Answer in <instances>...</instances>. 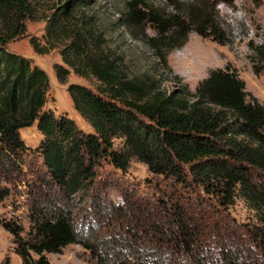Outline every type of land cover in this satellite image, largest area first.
<instances>
[{
    "label": "trees",
    "instance_id": "16d2710c",
    "mask_svg": "<svg viewBox=\"0 0 264 264\" xmlns=\"http://www.w3.org/2000/svg\"><path fill=\"white\" fill-rule=\"evenodd\" d=\"M61 2L48 19L51 36L66 31L67 22L90 0ZM234 2L192 0L149 11L136 10L131 3L126 24L149 22L156 32L150 41L168 65L170 50L186 44L192 32L228 44L213 5ZM13 5L26 8L23 0H0V6ZM15 37L0 35V201L10 196L11 178L23 173L30 152L43 162L44 171L36 172L37 187L50 191L31 207L28 227L18 216L0 215V226L13 236V250L22 264H51L48 253H61L75 243L74 211L63 200L95 186L103 162L126 170L132 160L165 176L185 195L174 198L171 193L154 204L139 201L129 207L116 202L115 213L129 217L113 238L124 247L116 254L123 258H112L114 244L94 239L89 247L95 264H218L205 251L204 236L211 222H217L215 214L238 199L253 212V219L242 232L239 252L227 250L222 257L228 264H264V103L247 90L235 67L228 63L211 69L194 90L179 78L178 87L167 90L149 75L129 77L94 33L72 30L63 58L78 75L98 83L96 88L77 82L68 86L74 108L92 127L85 132L68 114L46 106L49 75L31 58L9 49ZM31 43L43 52L36 39ZM249 48L254 74L264 76V39L250 41ZM55 70L64 82L68 70L61 64ZM34 124L43 137L33 147L21 130ZM193 189L198 201L188 197ZM238 255L241 262L233 258Z\"/></svg>",
    "mask_w": 264,
    "mask_h": 264
},
{
    "label": "rangeland",
    "instance_id": "374dc122",
    "mask_svg": "<svg viewBox=\"0 0 264 264\" xmlns=\"http://www.w3.org/2000/svg\"><path fill=\"white\" fill-rule=\"evenodd\" d=\"M23 1L26 4L23 9L18 5L0 6V35L17 34L9 42V49L31 58L49 75L50 87L46 106L56 114H68L85 132L93 131L92 127L74 108L68 86L77 82L96 88L98 83L94 77L86 79L78 75L63 58L62 50L70 41L68 35L72 30H80L88 35L94 33L102 49L117 58L129 77L149 75L156 78L162 88L167 90L178 87L179 79L194 90L211 69L225 67L229 63L245 80L247 90L264 103V76L254 74L248 57L251 52L249 42L259 43L264 39V0H235L232 5L215 3L213 8L220 15L229 43L222 45L212 38H203L192 32L186 44L170 50L167 56L168 65H165L150 41L156 36V32L149 22L133 20L129 25L126 24V15H131L130 4L136 10H166L169 6L174 8V3L182 6L184 2L192 0H90L88 6L79 9L75 17L67 22L66 31L52 36L47 31L48 19L55 7L63 2ZM21 31H24L22 35ZM33 38L43 47V52L35 50L31 43ZM93 46L95 50H99L94 43ZM56 64H61L69 72L64 82L56 75ZM21 135L33 147L43 137L36 124L23 128ZM26 157L29 162L23 164V173L11 178L10 196L0 201V215L7 218L18 216L28 227L31 207L50 191L46 187H37L40 183L36 172L44 171L42 160L32 152ZM103 164L104 169L99 170L100 180L95 186L87 192L76 194L68 201L63 200L66 204H71L74 211L77 241L67 245L61 253H48L51 264H95L93 250L89 247L95 242L94 239L102 242L101 244H114L110 252L113 254L112 258L122 259L123 255L116 254L124 247L118 245L113 238L121 233L119 227L127 224L129 217L128 214H122L125 218L117 215L114 204L123 202L128 207L139 201L154 204L171 193L174 198L185 195V190L171 186L165 176L152 173L139 160H132L126 170L116 169L107 162ZM34 187L36 191H32ZM188 197L194 201L199 200L194 189L188 192ZM215 215L217 222H211L204 236L208 241L205 251L212 254L218 264H228L222 254L227 250L231 253L238 251L242 232L246 224H251L253 212L243 200L238 199L228 209ZM12 239L13 236L0 226V264H7V260L8 264H22L13 250ZM156 251L159 256H164V251ZM233 258H238L237 262H241L239 255ZM146 261L153 259L147 258Z\"/></svg>",
    "mask_w": 264,
    "mask_h": 264
}]
</instances>
